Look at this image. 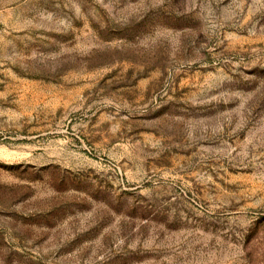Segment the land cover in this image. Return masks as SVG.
Returning a JSON list of instances; mask_svg holds the SVG:
<instances>
[{"label": "rangeland", "instance_id": "obj_1", "mask_svg": "<svg viewBox=\"0 0 264 264\" xmlns=\"http://www.w3.org/2000/svg\"><path fill=\"white\" fill-rule=\"evenodd\" d=\"M0 264H264V0H0Z\"/></svg>", "mask_w": 264, "mask_h": 264}]
</instances>
